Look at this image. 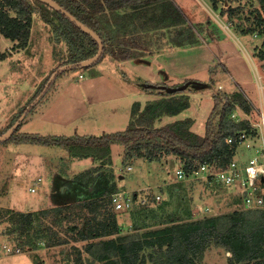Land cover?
Returning a JSON list of instances; mask_svg holds the SVG:
<instances>
[{
	"label": "rangeland",
	"instance_id": "rangeland-1",
	"mask_svg": "<svg viewBox=\"0 0 264 264\" xmlns=\"http://www.w3.org/2000/svg\"><path fill=\"white\" fill-rule=\"evenodd\" d=\"M195 1L197 4L192 8L194 13L190 16L195 21L191 27L200 42L190 50H175L170 59L167 58L168 54L163 57L166 62L169 61V65L166 64L170 66V71H167L169 78L163 79V85L158 88L165 91L164 86H188L177 89L174 94L170 91L161 94L154 91L152 93L158 94L159 99L149 98L145 102L147 106L163 98L177 97L187 99L189 107L177 115H161L155 119L154 125L163 126L190 118L191 129L204 135L208 117L215 104V96L219 93H235L247 100L250 112L245 111L237 102L230 117L235 121L248 119L251 127L255 123L257 131L261 110L264 109V30H261L264 25L260 28L256 26V16L260 15L264 20V5L258 0H218L217 9L206 0ZM219 35H223V38ZM0 48L7 53V58L0 60V134L22 116L24 117L18 134L40 132L70 137L75 133L82 135L91 132L96 134L94 136H102L109 132L123 131L130 124V112L132 116L134 104L144 99V95L139 93L145 91L147 84L149 85L146 76L156 68V64L145 66L143 63L122 61L105 55L101 61L92 65L61 71L63 73L55 78L54 84L46 91L45 86L52 77V71L67 56V47L64 43L57 42L53 30L39 13L34 14L28 47L22 48L17 42L1 36ZM161 59L162 57L159 58ZM96 71L115 76L118 81H125L131 86V92H137L131 107L122 102L118 106L120 113H113L110 106L117 105L104 100L108 96L117 95L105 94V90L104 94L101 92V89L106 88L109 79H99L100 83L97 84L91 81ZM91 87L99 90H91ZM105 111L107 114H104ZM85 112L98 113L99 120L92 122L91 116L82 117L81 114ZM261 142L260 135H257L255 149ZM113 146L116 167L124 173L128 193H135L139 186L144 188L145 182H148L150 196L157 193L162 195L161 200H156L148 208L153 206L157 210L159 205L165 204L162 202L168 201L161 210L164 216L159 214L155 219L151 218L153 212L145 209L139 211L136 208L138 205L134 207L135 210L131 209L132 213H136L129 224L133 226V233L161 226L169 215L181 214L184 210H191L196 218L220 215L235 209L254 210L246 209L244 202L238 206L233 205L230 200L238 194L223 184L204 178L177 181L174 168L181 162L175 156L166 155L161 160L152 162L142 159L130 161L125 160V150L121 158L116 155L122 152L121 145ZM239 150L246 160L254 153V149L246 148L245 145H241ZM11 154L14 156V163L11 161ZM71 157L72 154L66 147L15 141L0 142V264H57L60 260L56 257L58 249L53 252L55 248L45 247L46 239L42 238L43 233H39L42 228L40 223H35L30 228L28 237L26 234H9L7 229L10 221L3 212L7 209L18 211L16 208L22 209L28 199L39 198L46 187L51 188L52 185L53 188L58 173L71 165ZM129 166H132L130 171ZM39 178L40 182L37 181ZM179 185L183 189L173 192L172 189ZM36 186L37 190H30ZM15 192L17 195L20 192V199ZM7 193L11 197L10 203L5 202L6 197H3ZM137 193H143V189ZM128 213L125 212L126 216H129ZM124 216L121 215L123 219ZM19 240L29 245L20 247ZM5 245L12 247V251H7ZM71 251L69 246L60 250L59 257L65 259L63 264H69L71 258L74 259V252ZM229 255L230 252L224 248L212 247L206 252L201 264H229Z\"/></svg>",
	"mask_w": 264,
	"mask_h": 264
},
{
	"label": "trees",
	"instance_id": "trees-1",
	"mask_svg": "<svg viewBox=\"0 0 264 264\" xmlns=\"http://www.w3.org/2000/svg\"><path fill=\"white\" fill-rule=\"evenodd\" d=\"M55 1L100 35L104 43V53L97 62L101 61L107 54L119 59L135 56L133 53H124L125 51L115 46L113 33L111 34L106 23L102 22V14L107 7L114 4L123 6L130 3L134 5L136 10H140V12L132 15L152 17L153 20H157V23L162 21V27L174 26L172 29L174 36H172L171 41L176 46H187L200 42L193 28L191 26L185 27L187 19L172 0H160L159 5L162 6L157 7L160 12L158 15L149 12L153 8L155 0ZM210 1L216 8L218 7V0ZM258 1L264 5V0ZM35 13H39L51 27L57 42L64 43L67 47L66 58L52 71L51 75L64 64L84 61L98 52V42L89 33L85 32L61 11L41 0H0V37L3 36L16 41L22 48L28 47ZM263 25L264 20L260 15H257L256 26L260 28ZM248 28L247 30H250ZM220 37L223 38V35ZM6 54L0 48V60L7 58ZM262 57H264V53H262ZM62 73L60 72L57 77ZM53 84L54 82L51 86ZM162 85L149 83L144 90L149 92L156 90L158 94L169 92L167 89L160 91L161 88L158 87ZM170 93L174 94L175 92ZM39 94L40 92L37 95ZM237 102L245 111L250 112V105L243 96L235 93L233 95L217 94L214 107L206 123L204 135L191 129L192 120L190 118L176 120L163 126L154 125L155 119L161 115H177L189 107L187 99L169 97L149 103L143 110H140L139 102L135 103L130 124L123 131L110 132L102 136L75 134L70 137L29 132L18 134L21 125L19 124L11 137L4 142L15 141L16 143L66 147L72 156L93 157L101 163H107L111 160L112 146L119 144L126 152L125 160L142 159L152 162L170 155L178 158L186 172L190 173L198 163L220 159V164L225 165L232 160L235 146L227 144L226 137L251 127L248 119L235 121L230 117ZM15 121L16 119L4 132ZM4 132L2 131L1 134ZM87 173H90V170ZM182 189L179 185L174 187L172 191L180 192ZM116 191L115 184L99 189L95 195L96 200L87 203L91 205L89 208L92 210V205L95 209L103 207L102 204H106V201L110 202V197L102 198ZM230 201L233 205L238 206L243 203V198L237 195ZM155 202H157L155 197L150 196L146 204L138 205L139 207L136 208H139V211L145 209L153 212L151 218L155 219L162 213L161 210L164 209L168 201L162 202L165 204L159 205L157 210L153 209V206L148 208ZM51 211L52 209H48L33 213L7 209L6 212H3L10 221L7 233H17L19 236L26 234L28 237L29 234L27 233L37 218H50L51 225L49 227L44 225L42 229L47 227L53 231L54 235H57L53 230V225L58 227L61 220L58 221L56 216L50 214ZM103 214L108 219L97 222L98 231L93 237L103 235L110 237L100 238L86 247V250L104 264H201L206 252L212 247H221L230 252L229 264H264V211L262 209H235L224 214L205 215L199 218L194 217L191 210H184L181 214L169 215L170 217L161 226L142 232L134 231L128 235H114L119 233L115 215L111 212L109 214V209H105ZM130 214L134 219L136 213L131 211ZM87 223L91 224L92 221L88 220ZM78 226H74L73 230L76 231ZM76 232L80 234L81 238L88 237L83 230ZM52 237L50 240L53 241L55 237L53 235ZM27 245L29 244H26L25 241L19 240L20 247L25 248ZM73 254L74 264H85L81 249L77 248Z\"/></svg>",
	"mask_w": 264,
	"mask_h": 264
},
{
	"label": "crops",
	"instance_id": "crops-1",
	"mask_svg": "<svg viewBox=\"0 0 264 264\" xmlns=\"http://www.w3.org/2000/svg\"><path fill=\"white\" fill-rule=\"evenodd\" d=\"M175 6L185 15L187 19V23L185 24V27L191 26L192 22L195 20L191 19V14L193 12V7H196V1L195 0H172ZM208 1L211 5L214 6L213 2L210 0ZM161 2L160 0H155V3L153 4V8L149 11L150 13L154 12L155 15H158V6ZM219 9V6L217 7ZM140 10H136L134 5L126 4L121 6L111 5L106 8V11L104 14H102V22L106 23L109 30L111 31V34L113 33V40L116 47L120 48L121 50L125 51L124 53H133L135 56L128 59H119L122 61L127 62H137V63H143L142 65L150 66L153 64H156V68L152 71V73L148 74L146 79H149V83L152 85L161 84L163 82V79L169 78L167 76V71H170V66H166V64L169 63V61H165L164 56H167V58L170 59L171 54L175 50L183 49V50H190L196 46V44L193 45H187V46H176L173 44L172 36H174L173 27L174 26H165L162 27V21L160 23H157V20H153L152 17H139V15H132L134 13H138ZM173 12V11H171ZM160 13V12H159ZM152 19V20H150ZM211 19V18H209ZM201 23L204 21H200ZM7 39V38H6ZM10 40V39H8ZM12 41V40H11ZM16 42V41H13ZM192 46V47H191ZM170 53V54H169ZM113 57L111 55H106ZM159 60V58H161ZM115 58V57H113ZM169 65V64H168ZM118 72V71H117ZM94 79H91L94 84L100 83L99 79H109V82H107V86L105 89H101V92L104 94H111L117 95V96H108L105 102H109L111 104H116L117 106H110V108L114 111L113 113H120V108L118 107L122 102L128 103L129 107H131V104L135 101V94L137 92H131L132 89L130 85H128L125 81H118L115 76H108L107 73L102 71H96L94 72ZM82 74V73H81ZM110 74V73H109ZM83 75V74H82ZM81 76V75H80ZM165 77V78H164ZM91 90H99L95 87H91ZM157 92L156 90L153 91H141L139 94L144 95V99L142 101H139V104L141 106V110H143L146 106L145 102L150 98V100H158L159 98L157 95H155L152 92ZM94 101H92L91 104H93ZM131 109V108H129ZM130 112V110H129ZM112 112H108L110 114ZM104 114H107L105 111ZM127 112L124 114L126 116ZM81 116H85L89 118L91 116L92 122H97L99 120V114L98 113H83ZM61 118V117H60ZM62 119V118H61ZM64 119H66L64 117ZM132 119L131 112H130V121ZM59 121V120H57ZM61 122V121H59ZM125 130V129H124ZM34 133V132H33ZM40 133V132H36ZM110 133V132H109ZM42 135H49V134H43ZM77 134V133H75ZM82 135H96L94 133L88 132ZM65 136V135H63ZM71 136V135H70ZM114 147L112 148V154H111V160L107 163H101V161L94 159L93 157L89 158H82V157H76L72 156L71 165L65 170L58 173L56 180L54 181L53 188L51 185V188L46 187L43 190V194L40 195L39 198L35 199H28L27 202L24 203V206H22V209L17 207L16 209L18 211L23 212H39L41 210H48L52 209L51 213L53 216L57 217V220L61 222L59 223V226L53 225V230L56 232L57 235H54L52 230H49V225H51L50 218L48 219H36L35 223H40L42 227L44 225H47L44 229L41 228L39 230V233H43L42 238L46 239V242L44 243L47 248H55V250H59L57 258H60V260L57 261V264H63L62 261H65L63 257H59L60 250L65 247L69 246V248L72 250L73 253L77 248L81 249L84 255V263L85 264H97L101 263L99 260L93 257L92 253H90L88 250H86V247H88L91 243H94L98 241L100 238H108L110 236H96L93 237V235L98 231L96 226L97 222L101 220H107L108 218L104 217L103 211L105 209H109L110 212L113 213L116 217V224L119 228V233L114 235H128L133 232V229L130 224V220L132 221V215L130 212L132 210H117L114 206V203L111 199V194L109 196H104L102 199H107L110 197V202L106 201V204L103 207L100 208H94V205H92V210L89 208L90 201L96 200V194L99 189L105 188L110 185H116L117 191H127L126 183L124 182L125 176L124 173H121L120 170L116 166L117 159L114 156ZM121 153H116L117 156L122 157L124 153V149L122 146ZM14 156L11 154L10 158L12 163H14ZM90 170V173H87ZM7 171V170H6ZM8 172V171H7ZM62 173V174H61ZM64 174V175H63ZM147 177V176H146ZM40 179V178H39ZM39 179L37 180L38 182ZM148 180V179H147ZM19 183V181H18ZM20 184V183H19ZM146 186L144 188H149L150 185L148 182H145ZM142 186H139L138 191H134L135 193L141 191L140 188ZM32 188H30L31 190ZM123 189V190H120ZM35 190H37V186L35 187ZM34 190V191H35ZM33 191V190H31ZM51 191V193H50ZM116 191V192H117ZM115 193V192H114ZM53 194V195H52ZM113 194V193H112ZM6 194L5 202L10 203L11 197L7 196ZM15 195L17 198L20 199V192H15ZM52 195V197H51ZM53 198V199H52ZM126 213L129 214V216H126ZM108 215V214H107ZM121 215H125L124 219L121 217ZM109 217L113 218V216L108 215ZM92 221L91 224H88L87 221ZM79 225L77 230H83L85 232V235H87V238H81L80 234H78L76 231L73 230V227ZM52 235L55 237V239L52 241L50 238H53ZM97 235V234H96ZM64 242H62V241ZM60 248V249H59ZM63 254V252H62ZM86 256V257H85ZM230 256V255H229ZM55 257V258H56ZM71 263L74 264V259L71 258ZM38 264H44V263H38ZM46 264V263H45ZM56 264V263H51Z\"/></svg>",
	"mask_w": 264,
	"mask_h": 264
},
{
	"label": "built area",
	"instance_id": "built-area-1",
	"mask_svg": "<svg viewBox=\"0 0 264 264\" xmlns=\"http://www.w3.org/2000/svg\"><path fill=\"white\" fill-rule=\"evenodd\" d=\"M258 126L257 131L254 123L252 127L226 137V143L235 146L234 156L230 162L222 165L220 159H215L211 162L198 163L190 173H187L180 164L174 168L175 179L185 181L204 178L223 184L243 198L246 209H264V109L261 110ZM257 135H260L262 142L255 149L254 142ZM241 145L254 149L248 160L241 155L239 150ZM128 170H132V166H129ZM31 190L34 191L35 187ZM149 192L148 188H144L141 194L117 191L111 194V199L117 210H131L137 205L146 204L149 201ZM154 196L157 201L162 199L160 193ZM5 248L9 252L12 251L10 246L5 245Z\"/></svg>",
	"mask_w": 264,
	"mask_h": 264
},
{
	"label": "water",
	"instance_id": "water-1",
	"mask_svg": "<svg viewBox=\"0 0 264 264\" xmlns=\"http://www.w3.org/2000/svg\"><path fill=\"white\" fill-rule=\"evenodd\" d=\"M41 1L48 3L50 6L54 7L56 10H59L63 14H65L68 18H70L72 21H74L80 28H82L85 32L89 33L98 42V45H99L98 52L93 57L86 59L84 61L75 62V63H68V64H64V65L58 67L55 70V72L52 74V77L48 81L47 85L45 86V90L47 91V89L50 87V85L53 83V81L55 80V78L57 77V75L61 71H64V70H67L70 68H75V67H86V66H89V65L96 63L104 53V43H103L102 38L100 37V35L96 31H94L91 27H89L88 25L83 23L81 20H79L75 15H73L71 12H69L66 8H64L62 5H60L57 1H55V0H41ZM187 86H188V84L184 85L183 87H179V88L167 87V86H164V88L169 90L170 92H175V91H177V89L186 88ZM23 117L24 116L19 118L11 126L10 129H8L3 135L0 136V142L6 141L7 139H9L11 137V135L14 133V131L19 126Z\"/></svg>",
	"mask_w": 264,
	"mask_h": 264
}]
</instances>
